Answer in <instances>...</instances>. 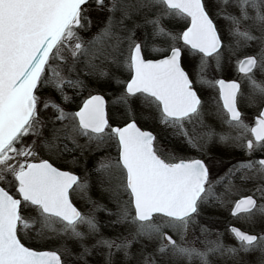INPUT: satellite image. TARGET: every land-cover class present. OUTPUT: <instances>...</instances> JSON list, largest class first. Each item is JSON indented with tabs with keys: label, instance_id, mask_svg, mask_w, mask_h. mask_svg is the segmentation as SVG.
Listing matches in <instances>:
<instances>
[{
	"label": "snow or ice",
	"instance_id": "obj_1",
	"mask_svg": "<svg viewBox=\"0 0 264 264\" xmlns=\"http://www.w3.org/2000/svg\"><path fill=\"white\" fill-rule=\"evenodd\" d=\"M226 66L235 79L217 78ZM257 73L264 0H0V264H264V227L232 226L226 244L200 219L230 206L264 225ZM91 83L112 88L111 112ZM68 89L88 91L76 110ZM141 121L181 149L231 145L245 158L217 159L226 171L214 178ZM22 232L55 250L26 246Z\"/></svg>",
	"mask_w": 264,
	"mask_h": 264
},
{
	"label": "flooded vegetation",
	"instance_id": "obj_2",
	"mask_svg": "<svg viewBox=\"0 0 264 264\" xmlns=\"http://www.w3.org/2000/svg\"><path fill=\"white\" fill-rule=\"evenodd\" d=\"M218 23H220L221 26H223L222 21H220ZM149 31H150V29H149ZM217 78H223L225 80L235 79L236 73L234 71V68L232 66H226L223 73L218 74ZM261 79H264V77H261L260 74L257 73V80H261ZM90 87L91 88L93 87L92 88V94H100V95H103L105 97V100L109 102V111L111 112L112 111L111 105H110L111 97H110L109 93L112 91V88L109 87L108 85L104 84V83H100V84L91 83ZM210 94H211L210 91L206 90V95L203 96L201 94V98L204 99L205 101H207ZM87 95H88V91H85L81 95V97H78V99L73 98V102L70 105L72 107L71 110H76V106L78 104H80L82 102V100L87 97ZM248 96H249V90H248L247 84H245L244 85V96L241 97V99H240L239 107H240V110L242 111V113L244 114L245 122L252 125L255 121V118L258 115L259 109L255 105H250L249 100H248ZM113 123H115V121H113ZM138 126H140L143 130L153 131V133L156 134L161 139V143L165 144L169 149L175 148L179 152V155L198 157V158L204 160L206 163H210L207 159H205L201 155V153H196L195 151H192V150L186 149V148L181 149L179 147V142L178 143L176 141L170 142L168 139L165 138L166 137L165 131L162 130L159 126H156L153 124H146L143 121H141ZM215 147H219V146H215ZM214 148H212V149H214ZM212 152H213V150H212ZM97 155H100V154L98 153ZM259 155H260L259 153H256L255 158H259ZM227 156L228 157L224 156L223 158L220 157L218 159L223 161L225 164H227V162L233 160L234 158H240V159L245 158L244 154L237 148H231L229 155H227ZM93 159H94L93 157H89V164L90 165H91ZM57 163H58V165L60 164V162H57ZM63 166L67 167L66 165H63ZM77 171H80V170L77 169ZM76 206L83 210V202L82 201L79 202L76 199ZM27 237H28V235H24L23 232L21 233L22 241L25 243L26 246L32 247L34 249H39V250H55L56 242H52L54 247H51V248L42 247V246H39V244H37L38 242L34 243L33 241H31Z\"/></svg>",
	"mask_w": 264,
	"mask_h": 264
},
{
	"label": "rangeland",
	"instance_id": "obj_3",
	"mask_svg": "<svg viewBox=\"0 0 264 264\" xmlns=\"http://www.w3.org/2000/svg\"><path fill=\"white\" fill-rule=\"evenodd\" d=\"M93 20L95 21V15H93ZM84 35H87V34H84ZM197 87L199 89V85H197ZM67 91H68V94L70 96H73V98H75V99H78V97H81V95H75L74 94V90H72V89H68ZM200 94L205 96L206 95V90L201 91ZM71 109H72V107L70 106L69 110H71ZM80 142L83 143V140H81ZM176 142L178 143V141H176ZM216 146H219V147H215L214 149H212L213 152L211 150V151H208L206 153H201V155L210 162L211 171H212V174H213L214 178H215V176H216V174L218 172L220 174H222L223 171H226V168H221L220 166H218L215 163V161L218 158H220V157L221 158H223L224 156L228 157L227 155H229V152H230L231 148H234L231 145H220V144H217ZM178 154H179V152H178ZM2 186H5V185H2ZM242 194H248V193H242ZM238 198L239 197H236V196L231 197V199H233V200L238 199ZM77 200L80 202L79 199H77ZM229 208H230V206H228V207H209V208H207L201 215V218H200L201 219V223H206L212 229L222 232L224 234L223 239H224V242L226 244H233L234 243V240H233V238L231 237V235L229 233H228L229 234V238L226 239V231L227 230H225V229H228L231 226H235V227L239 228L240 230L248 232L250 234H259L260 233L261 227H264V225H261L259 223L253 225V224H250V223H248L247 221H245L243 219L233 218L230 215ZM223 227L225 229H223ZM198 234H199V228H197L195 232H193V230L190 228L188 233H187L186 239L189 242H191L194 239V236H196ZM27 238L30 239L31 241H33L34 243L38 242L37 244H39V246L49 247V248L54 247L52 242H45V241H42V240H39V239H35L34 238V234L33 235H28ZM212 238L215 239V234H213ZM254 258H255V254L253 256L249 257V259H254Z\"/></svg>",
	"mask_w": 264,
	"mask_h": 264
},
{
	"label": "trees",
	"instance_id": "obj_4",
	"mask_svg": "<svg viewBox=\"0 0 264 264\" xmlns=\"http://www.w3.org/2000/svg\"><path fill=\"white\" fill-rule=\"evenodd\" d=\"M183 23V22H182ZM223 229H225L224 227H223ZM225 230H227V229H225ZM229 238V234H228V232L226 231V239H228Z\"/></svg>",
	"mask_w": 264,
	"mask_h": 264
},
{
	"label": "water",
	"instance_id": "obj_5",
	"mask_svg": "<svg viewBox=\"0 0 264 264\" xmlns=\"http://www.w3.org/2000/svg\"><path fill=\"white\" fill-rule=\"evenodd\" d=\"M232 227V226H231ZM235 227V226H234ZM230 228V227H229Z\"/></svg>",
	"mask_w": 264,
	"mask_h": 264
}]
</instances>
